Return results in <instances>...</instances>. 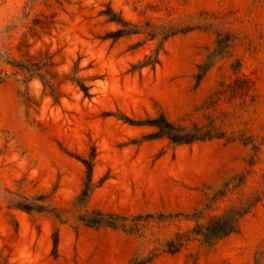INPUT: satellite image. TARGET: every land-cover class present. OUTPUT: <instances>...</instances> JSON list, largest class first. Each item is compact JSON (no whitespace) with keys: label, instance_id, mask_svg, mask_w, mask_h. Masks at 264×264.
Returning a JSON list of instances; mask_svg holds the SVG:
<instances>
[{"label":"rangeland","instance_id":"rangeland-1","mask_svg":"<svg viewBox=\"0 0 264 264\" xmlns=\"http://www.w3.org/2000/svg\"><path fill=\"white\" fill-rule=\"evenodd\" d=\"M108 7L138 32L107 37ZM257 191L237 231L193 233ZM140 263L264 264V0H0V264Z\"/></svg>","mask_w":264,"mask_h":264},{"label":"trees","instance_id":"trees-1","mask_svg":"<svg viewBox=\"0 0 264 264\" xmlns=\"http://www.w3.org/2000/svg\"><path fill=\"white\" fill-rule=\"evenodd\" d=\"M102 14L108 17L109 21L116 22L117 24L121 25L122 27L108 33L107 37H112L114 39L121 37L123 35H127L130 33L138 32L133 27V24L127 22L121 16L117 15L111 7H108L107 10H104ZM180 30H172L168 32L167 36L173 35ZM155 36L156 34H152ZM5 50L3 52V59L11 64L14 67H17L21 70L25 75L30 77L39 76L44 79V74L42 73V68L49 64L47 59L40 60L38 62H29L24 61L22 59H17L9 55V53ZM7 53V54H6ZM158 60L156 59L155 62ZM152 62L145 61L141 64V66L149 65ZM205 70V67H202V72ZM81 89L85 92L86 95H90L88 92L89 86L85 85L83 82L79 83ZM158 129V135L166 136L170 140L175 143H189L197 140H205L210 139L214 136L211 135H202L200 134L198 129H189L185 126H177L174 123L168 121L165 117H161V119L155 120L153 123ZM222 135V134H221ZM245 144L252 143V140H243ZM252 160L250 164H256V156L263 151V143L253 144L252 145ZM86 163L89 174L91 176L92 172V162H88L84 160ZM91 193V189L89 186L84 189L82 193V197L86 200L89 198ZM261 194L257 191L256 194L252 193L249 195L245 200L241 202L238 206H231L227 208L223 214L212 216L210 221L205 224H198L195 229H193V233L195 235L201 236V241L208 244H213L218 240L230 235L231 233L235 232L239 228V223L242 217H244L247 213L251 211V209L262 199ZM10 205L13 207L25 209L29 212L37 210V211H44L46 210V206L43 204H22L21 202H16L15 200H9ZM100 224V223H99ZM58 245V238H55V247L57 248ZM141 264V263H140Z\"/></svg>","mask_w":264,"mask_h":264}]
</instances>
